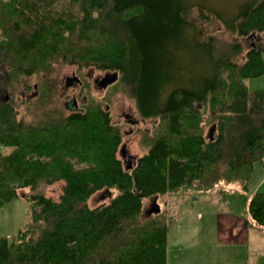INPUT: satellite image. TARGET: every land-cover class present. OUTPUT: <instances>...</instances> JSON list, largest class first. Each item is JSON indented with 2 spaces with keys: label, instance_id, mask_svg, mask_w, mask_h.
<instances>
[{
  "label": "trees",
  "instance_id": "1",
  "mask_svg": "<svg viewBox=\"0 0 264 264\" xmlns=\"http://www.w3.org/2000/svg\"><path fill=\"white\" fill-rule=\"evenodd\" d=\"M201 2L0 0V81L30 93L27 79L59 63L74 67L86 93L64 113L48 107L52 88L40 79L20 114L2 91L0 208L41 183H60L61 194L25 197L30 222L12 241L0 237V264H166V217L155 201L160 211L140 221L146 197L247 191L264 166V90L244 83L264 74V0L246 1L230 20L213 11L234 41L205 35L211 18ZM88 69L117 75L100 98L88 96L80 74ZM114 93L133 100L139 124L150 120L146 151L128 170L108 103ZM112 188L108 203L87 206ZM247 223L264 232V193L249 197Z\"/></svg>",
  "mask_w": 264,
  "mask_h": 264
},
{
  "label": "rangeland",
  "instance_id": "2",
  "mask_svg": "<svg viewBox=\"0 0 264 264\" xmlns=\"http://www.w3.org/2000/svg\"><path fill=\"white\" fill-rule=\"evenodd\" d=\"M196 3L202 1L200 5L205 7V12L210 14V20L205 23L204 31L205 35L217 36L219 34H224L223 39L227 41H234L235 36L224 32L221 30V20L214 15L215 11L225 20H230L233 18L234 14L239 10V8L248 0H194ZM197 7H194L196 9ZM209 9V10H208ZM208 15V14H207ZM242 40V39H241ZM243 52L249 47L247 41L242 40ZM242 52V53H243ZM241 53V54H242ZM235 57L236 60L241 61L242 55ZM264 58V54H263ZM74 67L63 66L62 64H55L52 71L47 74H41L39 76H32L27 79L31 86H34L33 91L30 93H25L21 85L14 87L12 90L6 87L5 82L0 81V92L5 89L10 92L11 103L19 111L20 114H24V108L26 107V102L31 97V95L36 94V85L41 83L40 79L47 81L50 85L52 102L48 103V107H60L64 113L68 111L64 110V106L69 109H77L81 105L83 97L86 93H81L79 95L78 87L76 83L72 82ZM78 73V72H76ZM81 76L87 77L90 81V94L94 98H100L102 96L101 87L94 85L93 80L102 77L106 74L101 71H94L92 69L84 70ZM2 75V74H0ZM43 77L45 79H43ZM24 80V79H20ZM248 90H264V74L256 77L250 78L244 81ZM5 92L0 93V98H3ZM73 96H77L78 106L68 108L69 102L72 100ZM8 98L5 97V100ZM108 103L111 105L112 109V122L121 124V130L123 133L122 144L126 146V150L131 157H139L146 151V145L143 140V131L149 129L151 131V126L149 121L140 122L139 117L135 112V105L132 99L123 95V93H114L110 96ZM27 116V119H34L36 113L31 116ZM127 117V118H126ZM129 121H126V119ZM154 121V120H153ZM155 122V121H154ZM130 123V124H129ZM136 124L139 126L134 127ZM140 128V129H139ZM132 131V132H131ZM131 132V133H130ZM123 161V160H122ZM249 181V180H248ZM253 181H256V176L252 175L251 180L247 183V187H253ZM247 189V190H248ZM247 192V191H246ZM18 196L12 199L10 202L5 203L0 208V237H5L9 241L16 238L18 232L23 230L30 222L31 214V202H29L25 197L40 193L45 197H49L54 201H58L61 194V184L55 183L52 185L40 184L39 187L31 191L28 188L18 190ZM118 194L116 188L109 190H102L96 192L92 195L86 202L89 208H95L102 203H108L111 198ZM229 196H220L218 194H193V193H166L159 195L155 200L154 196L146 197L143 201L140 221L145 219L148 213L155 211V201L160 207L161 211L166 217V226L168 234V241L171 247L169 253V260L171 262L174 258V246L179 243V239L184 241L181 250L186 255L188 252L193 255V259H196L194 264H217L214 260L223 259L228 251L225 249L222 251L217 249V245L213 242V230L217 215H225L232 213L233 210L229 207L233 202L237 201L235 209L240 212L241 208H244L245 200L242 194H227ZM237 195V196H233ZM188 251V252H187ZM185 257L184 255H182ZM219 261V262H220ZM218 262V263H219ZM258 264H264V261H260Z\"/></svg>",
  "mask_w": 264,
  "mask_h": 264
},
{
  "label": "crops",
  "instance_id": "3",
  "mask_svg": "<svg viewBox=\"0 0 264 264\" xmlns=\"http://www.w3.org/2000/svg\"><path fill=\"white\" fill-rule=\"evenodd\" d=\"M252 175L256 176V181H253V187L250 188V191L248 189L249 187H247V192L242 195L245 200L244 208H241L240 212H237L235 209L236 201L229 206L233 210L232 213L221 216L217 215L212 239L216 243L217 249L219 248L221 251L225 249V253L227 250L228 254L226 253L221 261L219 259L214 260V263L258 264L260 261H264V232L259 228L248 226L247 223V204L249 197L256 192L264 193V166L256 167ZM220 196L225 197L229 195ZM168 234L169 232L167 233L166 264H194L196 259H193V255L187 251L189 255L186 257L182 253L181 248L184 244L182 239H179V243L175 244V256L170 262L169 253L171 247L168 241Z\"/></svg>",
  "mask_w": 264,
  "mask_h": 264
},
{
  "label": "water",
  "instance_id": "4",
  "mask_svg": "<svg viewBox=\"0 0 264 264\" xmlns=\"http://www.w3.org/2000/svg\"><path fill=\"white\" fill-rule=\"evenodd\" d=\"M73 81H78V79L76 77L71 78ZM117 79V75L116 74H106L103 78H102V82H103V86L102 88H106L107 86L111 85L112 83H114ZM73 105H76V101L73 100ZM121 155L125 156L126 160L124 163V169L128 170L131 167L130 161H131V156L129 155V153L127 152L126 148L124 145H122L121 149H120ZM156 213H158L160 211V209L158 207H156L155 209Z\"/></svg>",
  "mask_w": 264,
  "mask_h": 264
},
{
  "label": "flooded vegetation",
  "instance_id": "5",
  "mask_svg": "<svg viewBox=\"0 0 264 264\" xmlns=\"http://www.w3.org/2000/svg\"><path fill=\"white\" fill-rule=\"evenodd\" d=\"M106 74H104V75H102V77H100V78H96L95 80H93V83H94V85H96L97 87H102L103 86V82L101 81L102 80V78L105 76ZM73 82V81H72ZM73 83H78V82H73ZM104 89V88H103ZM75 106H77V105H74L73 107H75ZM127 118V117H126ZM125 118V119H126ZM126 121H128L127 119H126ZM129 122V121H128ZM130 124V123H129ZM122 145H124V144H122ZM125 146V145H124ZM125 148H126V146H125ZM120 157L122 158V160H123V162L125 163V160H126V158H125V156L123 155H121V152H120Z\"/></svg>",
  "mask_w": 264,
  "mask_h": 264
}]
</instances>
